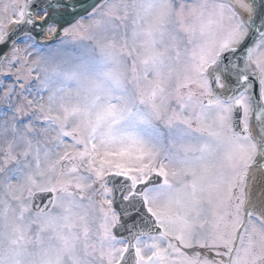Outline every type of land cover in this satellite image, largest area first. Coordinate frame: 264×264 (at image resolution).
Instances as JSON below:
<instances>
[{
    "label": "snow or ice",
    "instance_id": "obj_1",
    "mask_svg": "<svg viewBox=\"0 0 264 264\" xmlns=\"http://www.w3.org/2000/svg\"><path fill=\"white\" fill-rule=\"evenodd\" d=\"M0 264H264V0H0Z\"/></svg>",
    "mask_w": 264,
    "mask_h": 264
},
{
    "label": "rangeland",
    "instance_id": "obj_2",
    "mask_svg": "<svg viewBox=\"0 0 264 264\" xmlns=\"http://www.w3.org/2000/svg\"><path fill=\"white\" fill-rule=\"evenodd\" d=\"M5 2H7V0H5Z\"/></svg>",
    "mask_w": 264,
    "mask_h": 264
}]
</instances>
